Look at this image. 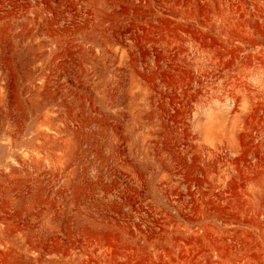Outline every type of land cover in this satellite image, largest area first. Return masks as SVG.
Listing matches in <instances>:
<instances>
[{"label": "rangeland", "instance_id": "374dc122", "mask_svg": "<svg viewBox=\"0 0 264 264\" xmlns=\"http://www.w3.org/2000/svg\"><path fill=\"white\" fill-rule=\"evenodd\" d=\"M0 264H264V0H0Z\"/></svg>", "mask_w": 264, "mask_h": 264}]
</instances>
